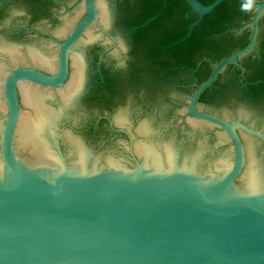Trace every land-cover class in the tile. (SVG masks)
I'll return each mask as SVG.
<instances>
[{"label":"water","instance_id":"1","mask_svg":"<svg viewBox=\"0 0 264 264\" xmlns=\"http://www.w3.org/2000/svg\"><path fill=\"white\" fill-rule=\"evenodd\" d=\"M222 1L204 6L186 0L200 17ZM255 7L258 12L264 8ZM252 45L222 64L235 61ZM217 72L191 98L188 114L221 127L232 148L224 134L177 115L152 117L154 132L150 121L136 113L130 123L147 143H135L132 151L109 132L89 264H264V166L249 142L246 163L236 129L263 141L264 136L197 111L200 94ZM132 110V105L119 103L114 122L127 123L126 111Z\"/></svg>","mask_w":264,"mask_h":264},{"label":"flooded vegetation","instance_id":"2","mask_svg":"<svg viewBox=\"0 0 264 264\" xmlns=\"http://www.w3.org/2000/svg\"><path fill=\"white\" fill-rule=\"evenodd\" d=\"M197 1L210 6L217 0ZM247 1L264 6V0ZM162 5L163 0L142 3L115 105H132L133 110L126 111L125 121L131 124L137 113L138 119L150 121L155 132L152 117L177 115L185 122L206 125L227 138L221 127L188 114L191 98L218 69L211 85L200 94L197 111L227 123L238 122L264 136V8L258 12L255 6L243 1L223 0L213 12L200 17L186 0H167L162 14L154 19ZM252 41L247 52L222 64ZM245 112L251 117L246 119ZM123 122L120 125L112 118L111 135L121 137L130 151L137 142L147 143L139 140L141 136L136 134L134 124L128 128ZM236 132L242 140L246 163L249 142L264 166V141L239 128ZM228 143L232 148L229 140Z\"/></svg>","mask_w":264,"mask_h":264}]
</instances>
